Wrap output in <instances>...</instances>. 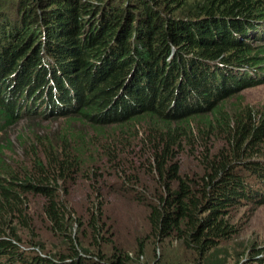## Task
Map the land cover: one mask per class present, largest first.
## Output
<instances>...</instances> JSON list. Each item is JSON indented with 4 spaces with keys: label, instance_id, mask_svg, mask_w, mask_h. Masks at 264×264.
Masks as SVG:
<instances>
[{
    "label": "trees",
    "instance_id": "trees-1",
    "mask_svg": "<svg viewBox=\"0 0 264 264\" xmlns=\"http://www.w3.org/2000/svg\"><path fill=\"white\" fill-rule=\"evenodd\" d=\"M254 40L264 0H0V264H138L146 241L167 238L190 264H222L213 249L232 235L230 207L255 196L241 171L264 184V117L228 101L264 83ZM36 118L68 126L5 156L11 127ZM61 183L66 197L83 186L78 239ZM115 186L145 200L135 259L101 224L96 199ZM41 226L58 253L20 249Z\"/></svg>",
    "mask_w": 264,
    "mask_h": 264
},
{
    "label": "rangeland",
    "instance_id": "rangeland-1",
    "mask_svg": "<svg viewBox=\"0 0 264 264\" xmlns=\"http://www.w3.org/2000/svg\"><path fill=\"white\" fill-rule=\"evenodd\" d=\"M250 43L252 46L256 45L258 47L259 45L264 49V44H261V42L254 40ZM234 88L235 91L229 94L231 98L228 100L230 105L234 103L246 105L255 112L258 119L264 117V83L245 87L236 85ZM67 123L63 118H36L30 122H26L25 119L18 121L8 131V141L11 144L10 150H5V156L13 155L15 159L18 158L22 154V147L27 150L33 148L35 150V137L58 134L68 126ZM75 126L78 127L79 124H75ZM211 143L214 142L211 141ZM215 143L218 144L219 139L218 141L215 140ZM6 144L4 143V145ZM193 165H197V162H194L192 167ZM249 172L241 171V175L249 179V189L255 193V196L245 202L241 201L242 203L238 206L233 205L230 207L228 217L229 223L233 227L232 235L227 241L221 242L215 248L216 250L213 249L218 259L225 260L222 264H264V186H261L264 184L262 183L263 179L260 181V178L251 176ZM69 184L61 183L60 189L63 191V195L60 198L66 199L69 203L71 202L72 207H74L73 218L77 221L73 222L71 233L78 239L85 228L89 208L83 201L85 195L82 185L73 188L72 193L66 197L67 190L68 193L71 192ZM135 197L136 194L134 195L133 192L120 191L118 186H115L110 191L103 192L96 199V204L102 206V211L99 214L101 224L106 225L107 236L110 237L117 249L133 259L136 257L138 240L144 239L149 233L145 219L147 214L144 205L145 200L139 202ZM22 235V244H19V247L23 251L28 249L32 251L30 246L33 244L29 245L30 243H34L39 247V249L35 248L33 252L40 254L42 257L56 254L61 249L59 245L62 240L51 232L47 226H41L33 233L24 232ZM145 244L147 245L138 264H153L155 261L159 263L167 262V264H178L179 262L190 264L188 259L192 252L186 250L179 240L167 238L157 245L154 239H150ZM156 246L158 248H155ZM102 249L105 253L111 251L110 246L107 245H103ZM157 249L159 257L155 259Z\"/></svg>",
    "mask_w": 264,
    "mask_h": 264
}]
</instances>
